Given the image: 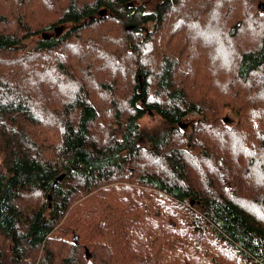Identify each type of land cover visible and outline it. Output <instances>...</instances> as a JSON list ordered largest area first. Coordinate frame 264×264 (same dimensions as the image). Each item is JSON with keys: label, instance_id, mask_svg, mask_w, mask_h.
I'll list each match as a JSON object with an SVG mask.
<instances>
[{"label": "trees", "instance_id": "16d2710c", "mask_svg": "<svg viewBox=\"0 0 264 264\" xmlns=\"http://www.w3.org/2000/svg\"><path fill=\"white\" fill-rule=\"evenodd\" d=\"M9 1L0 0V12ZM12 1L33 12L28 25L0 30V236L8 241L0 264H264V160L253 152L264 150V131L254 143L222 129L223 108L216 98L194 97L204 80L189 75L233 57L227 72L241 82L259 78L263 97L264 27L250 50L238 51L234 40L262 1L246 0L243 12L239 0H150L149 9L141 0ZM92 32L119 49L86 45L81 53L106 55L109 67L98 63L84 74L93 87L98 77L109 82L110 105L99 112L87 83L72 84L57 143L48 145L33 134L32 109L54 98L74 57L66 53L75 55L86 43L80 35ZM28 38L35 40L26 48ZM207 98L216 103L205 107ZM147 112L159 117V132L141 130ZM257 118L264 122L263 113ZM201 128L220 149L198 137Z\"/></svg>", "mask_w": 264, "mask_h": 264}, {"label": "rangeland", "instance_id": "374dc122", "mask_svg": "<svg viewBox=\"0 0 264 264\" xmlns=\"http://www.w3.org/2000/svg\"><path fill=\"white\" fill-rule=\"evenodd\" d=\"M62 1V0H59ZM58 1V2H59ZM140 1V0H139ZM203 0H201L202 2ZM262 2L256 1L255 2V10L256 13H259L257 15V18H254L253 22H240L241 23V28H239V31H241L238 36H235V41L237 42V48L238 51L242 50H250L252 49V46L257 43L258 39V34L260 33L262 27H264V8H258L257 4L258 3H263L264 5V0H260ZM239 5L241 6V12H243V9H248L250 6L245 7V2L239 0ZM140 3H144L143 7L145 9H149L151 6L150 0H141ZM1 4V2H0ZM1 8L0 12V30L6 29L10 26H13L15 28L19 27H24L25 25H28L30 23L29 17L30 14L33 12L30 10V8H27L26 6H18L16 5L12 0L9 2H6ZM250 11L251 10H246ZM107 12L105 11V14ZM243 14V13H242ZM241 14V16H242ZM18 23V25H17ZM64 24L56 25L54 27H60L61 31L60 34L65 30V27L63 26ZM198 26V25H197ZM124 27V26H123ZM188 32L187 34V41L186 44L189 43V40L193 36L192 29H187ZM85 33V32H84ZM82 33L80 37L82 36V39L86 40L85 45L82 46L80 42L78 43L80 45L79 48H77V53L75 55H72V53H66L68 56H74L72 60H68L67 63L64 65H68V75L67 77H63V75H59L60 82L57 84L58 89L56 92H53L52 94H55L54 98L50 97L43 102V100H40L39 104H36L37 107H33V112L31 114V117L39 123L36 128H32L33 134L35 138L40 139L44 138L47 141V144H51L52 142L57 143V137L60 132V117L63 115L60 112V109L62 108V105L65 102V99L70 100L68 98L70 96V91L71 87L73 84L76 82H82L88 85V81H86L85 77V70L87 68H93L95 65H101L102 66H108L107 63V57L104 55L101 57L100 60H97L95 58L93 50L91 52L87 53L86 57H81L82 51L87 49V46L91 45L94 48L95 52H115L119 53V49L116 48L115 44L113 43H108L106 39H104L101 35L98 33H93L92 34H84ZM84 34V35H83ZM224 36H228L226 34H223ZM178 37L174 41L173 45V51L174 53L178 54V52L182 49V43L181 41H178ZM39 38V37H38ZM37 38V39H38ZM222 38V37H221ZM35 38H28L23 41L24 47L28 48L31 47L34 43ZM87 45V46H86ZM225 48H230V50L226 53V57L233 51L234 46H228ZM233 53V52H232ZM232 53L229 55L231 56ZM228 56V57H229ZM189 61H192V58L188 59ZM234 58L231 57L230 59L226 58L224 60H220L215 64H209V61L207 64H204V67L202 68L201 71H193L190 72V76H195L197 78H200L204 81H201L199 85L197 86L194 97L198 98L199 95L201 94L203 97H212L216 98L218 100V107H222L221 111V118H220V125L222 129L227 130V131H233L236 130L237 133L238 131H241L242 134L250 135L251 139L254 141V143H257V134L259 131H264V122L258 120L257 114L258 113H263L264 114V94L261 99H258V97L261 96L259 94V85H260V80L258 78L257 82H252V76L248 77L249 79L247 82H241L238 80L235 75L231 72H227L228 68L230 66V63L233 64ZM213 68V70H212ZM105 74V79H107L111 73L107 69H103L102 71ZM122 71H117L114 72L115 75H121ZM263 73V72H262ZM262 75V74H261ZM263 76V75H262ZM54 77H57L54 75ZM66 78L67 81H63L61 78ZM260 77V75H259ZM221 79V80H219ZM256 80L255 78H253ZM72 83H71V82ZM105 83L106 86L101 87L102 83ZM109 82L107 80L102 79L101 77H98L97 79V85L96 87H93V85H88L90 89L86 88L89 95L88 99L91 100V104H93L96 108L99 109V112L103 113L105 109L110 105L108 100L112 99L111 94L108 92L109 87H108ZM59 88H60V93H59ZM185 88V87H184ZM58 94V95H57ZM120 98L114 99L115 103L118 101ZM42 101V103H41ZM205 107H208L211 104L216 103L212 99H205ZM117 104V103H116ZM116 105H114L115 107ZM118 106V105H117ZM249 106V107H248ZM109 108H113L110 106ZM253 108V112L251 113L252 117L249 116V109ZM59 115H58V113ZM39 115V116H38ZM54 116V117H53ZM196 118L190 117L189 120L191 121L189 124V127L195 126V120ZM248 119L252 120L251 124L249 123ZM211 124V119L207 120L205 124H202V127H209ZM139 125L140 128L143 132L145 131H151V132H159L161 129V121L157 115H155L152 112H147L145 113L140 119H139ZM186 126L188 123L186 122ZM253 126V127H252ZM188 127V128H189ZM189 128L187 130L189 135H192L193 129ZM200 126H198L197 130L199 129ZM202 129L198 133V137L208 146L212 147V149H220L216 145V143L213 141L211 138H206L202 136ZM237 133L234 137H237ZM222 135L224 137H230L229 134H227L225 131H223ZM240 139V137L238 138ZM138 145L141 146L142 148H145L147 143L144 141L140 140L138 141ZM150 150V149H148ZM255 155L259 160H264V150L256 148V150L253 151ZM228 160L230 161L229 163L231 164V156L230 154L228 155ZM238 155H235L233 157L234 160H239L240 157L236 158ZM150 159L152 162H155L158 159H161V155H158L157 157L153 158H147L146 160ZM233 160V161H234ZM232 161V162H233ZM200 164H204L202 161H200ZM222 171V169H221ZM176 172V171H175ZM247 180V179H246ZM243 182V181H242ZM244 184V182H243ZM261 186L262 183L260 181H257L256 184L254 183V186ZM245 186V185H244ZM147 198L152 199V195H147ZM263 221H264V212L262 211V215L259 214ZM73 236V235H72ZM0 247L5 250L8 248V241H4L2 237L0 236ZM214 251V249H212ZM224 264H228L226 259H221ZM233 264V263H230ZM237 264V263H236Z\"/></svg>", "mask_w": 264, "mask_h": 264}, {"label": "water", "instance_id": "95a60500", "mask_svg": "<svg viewBox=\"0 0 264 264\" xmlns=\"http://www.w3.org/2000/svg\"><path fill=\"white\" fill-rule=\"evenodd\" d=\"M257 7L258 8H264V5H263V3H258L257 4ZM186 124V122H184L182 125L184 126ZM182 125H180V123H178V126H182ZM186 126V125H185ZM63 173H61L60 175H58V176H56L55 177V179L52 181V185H54L56 182H59L61 179H62V177H63ZM49 198V196H47V199ZM72 242L73 243H75L76 242V236H73L72 237ZM83 253H84V256L87 258L88 257V253H87V250H86V248H83Z\"/></svg>", "mask_w": 264, "mask_h": 264}]
</instances>
